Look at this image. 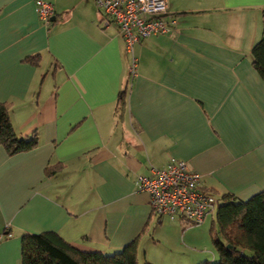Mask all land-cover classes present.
<instances>
[{
  "label": "crops",
  "instance_id": "1",
  "mask_svg": "<svg viewBox=\"0 0 264 264\" xmlns=\"http://www.w3.org/2000/svg\"><path fill=\"white\" fill-rule=\"evenodd\" d=\"M45 1L48 23L34 0H0V103L37 140L14 153L0 143V233H11L0 264H21L22 235L44 231L105 254L136 240L138 262L215 258L188 222L153 215L135 179L173 157L218 203L264 190V77L251 56L264 0H166L175 28L132 53L95 0Z\"/></svg>",
  "mask_w": 264,
  "mask_h": 264
},
{
  "label": "trees",
  "instance_id": "2",
  "mask_svg": "<svg viewBox=\"0 0 264 264\" xmlns=\"http://www.w3.org/2000/svg\"><path fill=\"white\" fill-rule=\"evenodd\" d=\"M252 62L264 77V33L252 46ZM125 90L120 92L124 97ZM0 143L8 153L27 150L36 145V135L20 136L13 129L7 108L0 103ZM216 261L203 260L197 264H264V190L245 200L233 195L223 196L215 208L209 228ZM245 249L250 255H245ZM21 264H139L136 240L120 250L105 254L81 250L54 231L25 233L21 237ZM143 264H153L144 261Z\"/></svg>",
  "mask_w": 264,
  "mask_h": 264
},
{
  "label": "built area",
  "instance_id": "3",
  "mask_svg": "<svg viewBox=\"0 0 264 264\" xmlns=\"http://www.w3.org/2000/svg\"><path fill=\"white\" fill-rule=\"evenodd\" d=\"M95 3L114 22L129 53L139 39L169 33L177 23L168 15L166 0H95ZM34 4L38 18L48 23L54 14L53 4L45 0H34ZM136 64L132 55L131 75ZM135 189L148 194L153 215L181 219L189 224L202 223L218 204L212 194L200 188V174L190 169L186 161L173 157L165 167L151 168V175H137ZM10 235V232L0 233V240Z\"/></svg>",
  "mask_w": 264,
  "mask_h": 264
},
{
  "label": "rangeland",
  "instance_id": "4",
  "mask_svg": "<svg viewBox=\"0 0 264 264\" xmlns=\"http://www.w3.org/2000/svg\"><path fill=\"white\" fill-rule=\"evenodd\" d=\"M212 214H213V212H212ZM209 218L210 217H208L206 219V221L204 222V225L207 224L205 229L201 228L202 223H200V224H188L189 226H191L193 228L192 231H190V233L193 234L192 237L190 238V242L192 244H194V242H195V247L196 248H198V247L204 248V246H205L206 250H208L207 247L210 246L213 249L212 251H213V254H215V258H211L209 260L210 261H216L218 259V255H217V252H216V250H215V248H214V246L212 244L211 238H210V236L208 234L209 233V228H210V225L208 223ZM176 234L178 236H180L181 232L180 231L178 233L176 232ZM186 239L189 241V235H188V237L186 235ZM244 254L245 255H250V251L245 249ZM138 260H139V264H143L144 260H146L145 253H144V257H141V258L139 257ZM202 260H204V259H202ZM194 264H197V263H194Z\"/></svg>",
  "mask_w": 264,
  "mask_h": 264
},
{
  "label": "water",
  "instance_id": "5",
  "mask_svg": "<svg viewBox=\"0 0 264 264\" xmlns=\"http://www.w3.org/2000/svg\"><path fill=\"white\" fill-rule=\"evenodd\" d=\"M51 18H53V17H51Z\"/></svg>",
  "mask_w": 264,
  "mask_h": 264
}]
</instances>
